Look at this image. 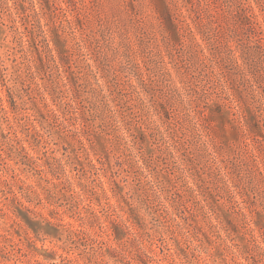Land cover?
<instances>
[{"label": "rangeland", "instance_id": "1", "mask_svg": "<svg viewBox=\"0 0 264 264\" xmlns=\"http://www.w3.org/2000/svg\"><path fill=\"white\" fill-rule=\"evenodd\" d=\"M43 94L80 119L43 122ZM0 97V264H142L113 178L148 264H264V0H0Z\"/></svg>", "mask_w": 264, "mask_h": 264}, {"label": "trees", "instance_id": "2", "mask_svg": "<svg viewBox=\"0 0 264 264\" xmlns=\"http://www.w3.org/2000/svg\"><path fill=\"white\" fill-rule=\"evenodd\" d=\"M72 21H70V25H72ZM40 29H43V26L40 25L39 27ZM47 46H48V52L50 54V58H49V63L50 61H53L55 64H58L60 65L61 63H59L56 55H55V51H58V53L60 54V51H59V48H56L55 46H53L51 44V42L47 39ZM66 84V83H65ZM57 90L55 88H51V92H50V95L53 99V102L57 105V100H56V97H55V94L57 93L56 92ZM59 96V92L56 94ZM67 97V96H66ZM0 103H1V106L3 107L4 106V103H5V99L0 97ZM14 103V101L12 102ZM42 103H43V108L41 110H39V115L41 120H43V122H47L49 124L51 123H55V122H58V121H61V123H63V125L65 124L64 121H63V118L64 120H67V121H70V120H75L77 121L79 118V114H76L75 112H72V109L74 108L75 109V105L70 101H66L65 100V104L67 106H69L67 109L65 110H62V114H59V111L58 109L54 108L53 105L49 102L48 98L45 96V94H43V100H42ZM111 106V105H110ZM100 108H101V112L103 114H106L108 111L110 113H112V115H110V117L113 119H115L119 124L120 126L124 124H128V117L126 115H123L122 116H119L118 114V110H113V109H108V106L107 108H105V106L103 105H100ZM2 109H4L7 113L10 112L9 109H6V107H3ZM18 106L17 104H11V110L12 112H17L18 111ZM108 114V113H107ZM109 117V116H108ZM109 117V119H110ZM242 118H245L246 120L248 119L247 116H242ZM110 121L111 119L109 120L108 124H110ZM80 129L82 130V132L84 133V135L81 136L79 135V130H74L72 132V129H70L68 126H65L66 129H70L68 130V132H66V137L67 138H71L72 140L73 139H77L80 143L84 144L85 142L83 141V138L86 139L88 142H90L91 146L94 145V140L92 139V137L94 136V134L96 133L94 130L92 131L90 127L86 126L85 123H80ZM72 125H75V123H72ZM255 125V124H253ZM23 126V130L22 131H25L27 133L28 136H31L33 137L34 140H37L38 138H41V137H44L45 135L43 134V130L42 128H38L36 125H32L31 127H28L26 125H22ZM12 129H14L15 127L11 126ZM246 134V136L249 137V130L245 128V131H244ZM251 132V131H250ZM81 133V131H80ZM0 134L1 135H5L4 137L7 138L8 135L5 134L3 131H0ZM131 135V134H130ZM76 136H79V138H75ZM132 138L135 139V142L137 143H140V140L138 138V136L135 134H132ZM255 138L257 140H259L257 138V135H254ZM118 139V143H117V149H120L121 151L125 152L124 148L126 149V146L125 144H128L129 147L133 148V146L135 144L132 145V143L130 142H133L129 136H127L126 134H122L121 136H116ZM37 138V139H36ZM138 140H137V139ZM15 141V140H13ZM19 144H21V148L27 153L28 155V158L29 160H31L32 163H38V161L35 159L34 156L31 155V153L28 152V149L27 147L25 146L24 144V140L21 139L18 135H17V140H16ZM27 141H30L29 139ZM40 142V140L38 141V143ZM85 146V144H84ZM127 150V149H126ZM96 154V153H95ZM126 157H129V156H126ZM129 165H130V168L132 169L134 167V165L132 163L129 162ZM90 166L91 167H97L96 164L91 161L90 163ZM86 169V168H85ZM121 181L118 180L117 178H113L112 179V184H113V187H111V190L113 191V193L118 196L119 198V201H120V207L123 211H126V214H127V218H123L122 215L120 213H117V208L114 207V211L116 212V214L119 216L118 218H111V220L114 219V221L112 222V236H113V240H115L116 242L118 243H123L125 244V246L127 247V249H131V247L134 246V248L136 250L139 249V251L141 252V254H139V252H135V255L136 257L139 259L138 261H140L142 264H148L149 261L152 259L151 256L141 248L140 244H139V240H138V237L137 235L132 231L131 229V226H134V227H141L143 229L144 227V218L141 217V215L139 214V208L136 207L131 201H130V196H127L129 194V192L127 193H124V190L122 188V185L120 184ZM232 191V190H231ZM35 193L37 194L38 197H40L39 193H37L35 191ZM104 194L107 198H110V193L109 191H107V189H104ZM233 194V193H232ZM243 195V194H242ZM243 197V200L239 199V198H234V202L233 204L236 205L238 208L241 209V214L243 216V219L245 221V223L248 221V216H247V213L245 212V208L246 207H242V205L248 201L247 198H245L244 196ZM230 199V202H232V198H229ZM255 207V203L251 202V205L248 206V208L250 209V211L252 210V208ZM127 208V210H126ZM131 223V224H129ZM130 236H133L134 237V240H129V237ZM133 241V242H131ZM138 241V242H137Z\"/></svg>", "mask_w": 264, "mask_h": 264}]
</instances>
